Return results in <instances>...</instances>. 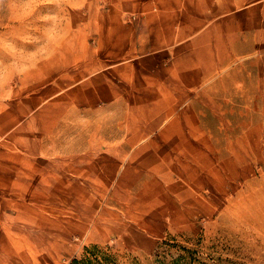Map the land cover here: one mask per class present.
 Instances as JSON below:
<instances>
[{"label": "rangeland", "instance_id": "374dc122", "mask_svg": "<svg viewBox=\"0 0 264 264\" xmlns=\"http://www.w3.org/2000/svg\"><path fill=\"white\" fill-rule=\"evenodd\" d=\"M264 264V0H0V264Z\"/></svg>", "mask_w": 264, "mask_h": 264}, {"label": "trees", "instance_id": "16d2710c", "mask_svg": "<svg viewBox=\"0 0 264 264\" xmlns=\"http://www.w3.org/2000/svg\"><path fill=\"white\" fill-rule=\"evenodd\" d=\"M68 264H116L113 257L99 250L96 246H93L90 250H87V254L82 257L72 258Z\"/></svg>", "mask_w": 264, "mask_h": 264}]
</instances>
